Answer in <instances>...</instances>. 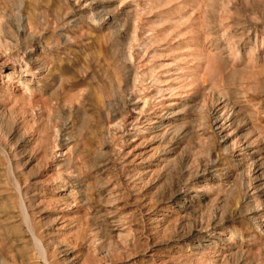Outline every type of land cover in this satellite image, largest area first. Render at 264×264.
<instances>
[{"label":"rangeland","instance_id":"374dc122","mask_svg":"<svg viewBox=\"0 0 264 264\" xmlns=\"http://www.w3.org/2000/svg\"><path fill=\"white\" fill-rule=\"evenodd\" d=\"M0 45V264H264V0H0Z\"/></svg>","mask_w":264,"mask_h":264},{"label":"bare ground","instance_id":"6f19581e","mask_svg":"<svg viewBox=\"0 0 264 264\" xmlns=\"http://www.w3.org/2000/svg\"><path fill=\"white\" fill-rule=\"evenodd\" d=\"M102 12H104V11H102ZM92 20V19H91ZM20 22H22V20L20 21ZM2 26V25H1ZM20 32V31H19ZM23 32V31H22ZM26 34V33H25ZM26 36V35H25ZM12 45V44H11ZM1 46V45H0ZM13 48V47H12ZM9 59V58H8ZM32 59V58H31ZM34 60V59H33ZM29 63L28 62H24V68L27 70L28 69V67L30 68V66L28 65ZM29 71H30V69H29ZM36 71H37V75H40V73H41V71H42V69L40 68V67H36ZM24 72L22 71V68H20L19 69V71H17L15 68H13L12 69V71L10 72V73H8V75H7V79L9 80V82H11V84H18V85H20V86H22V87H24V89H25V91H27V86H28V83H25L26 82V79L24 78ZM30 77V76H29ZM34 94V93H33ZM219 111L217 112V113H215V114H218L219 112H221L222 110H223V108H221V109H218ZM229 118L227 117L226 119H222L221 120V118H214V121H213V126H214V128L219 132V133H221L222 132V130H223V128H224V126L227 124V122H231V119L229 120ZM231 124V123H230ZM214 129V130H215ZM217 132V133H218ZM246 145H248L247 144V142L243 145V147H245V148H247L246 147ZM249 158H250V160L252 161V163L254 164V169H253V173L255 174L254 175V178L252 179L254 182H257L258 180H259V175H258V172L260 171V169H259V167L257 168L255 165V160H257V159H255L256 158V154L254 153V152H252V153H250L249 154ZM246 171V170H245ZM263 177V176H262ZM261 178V177H260ZM253 186V185H252ZM257 187V186H256ZM259 188V187H258ZM257 188V189H258ZM255 189V188H254ZM25 218H27V217H25ZM27 220V219H26ZM35 239V238H34ZM37 247H38V251L40 252V254L42 255V257H43V259H44V255H45V252H44V249L40 246V245H37Z\"/></svg>","mask_w":264,"mask_h":264}]
</instances>
